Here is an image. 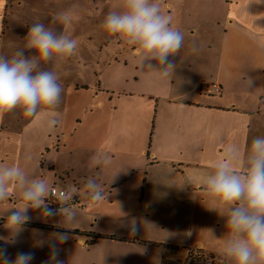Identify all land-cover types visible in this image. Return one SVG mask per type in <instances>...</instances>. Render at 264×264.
<instances>
[{
	"label": "crops",
	"instance_id": "obj_1",
	"mask_svg": "<svg viewBox=\"0 0 264 264\" xmlns=\"http://www.w3.org/2000/svg\"><path fill=\"white\" fill-rule=\"evenodd\" d=\"M119 2L0 0V53L11 55V34L24 39L29 26L43 20L79 39L77 54L64 61L87 68L90 36L98 35L96 26L90 34L89 23L101 25ZM159 2L184 34L183 47L171 57L170 78L141 68L135 49L118 41L107 57L97 59L98 92L89 89V80L73 84L61 78L66 88L54 131H47L46 118H25L21 111L15 124L9 112L0 117V162L19 164L30 153L42 156L39 177L48 178V167L55 182L58 178L79 190L66 204L75 212L73 221L46 217L39 209L37 218L25 224L38 233L68 234L58 245L63 264L85 259L86 264H183L190 252L207 264H227L220 255L225 220L207 208L202 183L227 145L243 151L254 137L264 136V0ZM61 11H71L70 24L55 21ZM83 22L86 28L73 26ZM118 55L138 60L131 76L126 71L120 76L122 68L113 64ZM106 73L114 77L112 86ZM116 80L132 83L119 89ZM211 84L221 92H209ZM93 157L102 162L93 165ZM89 178L104 188L106 199L92 201L81 188ZM61 190L53 189L47 202H58ZM16 195L3 207L16 206ZM133 220L135 234L129 227Z\"/></svg>",
	"mask_w": 264,
	"mask_h": 264
},
{
	"label": "clouds",
	"instance_id": "obj_2",
	"mask_svg": "<svg viewBox=\"0 0 264 264\" xmlns=\"http://www.w3.org/2000/svg\"><path fill=\"white\" fill-rule=\"evenodd\" d=\"M54 19L67 25L73 15L61 11ZM101 27L135 49L141 68L147 67L162 80L172 76L175 63L171 57L183 47L184 34L174 26L173 17L162 11L159 0H120ZM23 40V46L11 55L0 53V117L19 109L25 118H46L47 131L52 132L60 123L57 109L64 89L60 74L46 65L76 55L79 39L36 20ZM248 84L252 85L250 78ZM101 162L92 158L93 165ZM84 189L92 201L108 195L94 178L86 181ZM202 189L207 208L225 220L222 258L227 264H264V136L254 137L243 151L227 145L205 173ZM15 190H19V203L8 210L5 221L13 237L31 220L30 209H40L45 216L58 215L64 222L75 219V212L64 206L78 194L75 186L60 193L58 208L53 210L47 202L53 189L46 178L30 176L19 164L0 162V202L9 200ZM129 227L133 234L138 230L135 220ZM67 239L66 232L52 234L48 264H63L58 245ZM0 240L9 242L7 237ZM33 258V253L19 252L9 259L6 248H0V264H30Z\"/></svg>",
	"mask_w": 264,
	"mask_h": 264
},
{
	"label": "rangeland",
	"instance_id": "obj_3",
	"mask_svg": "<svg viewBox=\"0 0 264 264\" xmlns=\"http://www.w3.org/2000/svg\"><path fill=\"white\" fill-rule=\"evenodd\" d=\"M12 11L14 12L15 9V5L13 3L12 6ZM14 17V15H13ZM76 28L79 29H83L86 28L87 25H85V23L83 22V24L80 23H74L73 25ZM93 26H96L95 29L97 30V34L96 36L92 37L90 36V41H89V52H88V56L90 59V62L87 64V68H82V67H73V65H67L65 63V61H59L56 65V67L54 68V70L60 74L61 78L66 79V82H74L76 80H83V82L85 80H89L90 82V88H94L93 90L95 92H98L97 87H96V83H97V77L99 78V74H101L99 72L98 66H96V62L97 59H100L101 56L107 57L109 55V50H112L114 48H117V42L119 41L116 37L114 36H110L108 35L101 27V25H95L92 24V21H90L88 29H90V34H91V29ZM23 29V26H22ZM14 33L16 34L17 31ZM10 38H12L11 40V44L14 43L13 48L10 46L9 50L13 49L11 51V54L16 50L17 47H22L24 44V40L22 38H18L17 34L16 35H10ZM120 44L122 46V48H124L126 45H124L121 41ZM102 45V51L100 49V46ZM131 51V50H130ZM131 53V52H130ZM79 55V53H78ZM127 61V64L125 63ZM138 60H136V58L134 59H130V58H124V57H120V55H118L117 57H115L113 59V64H117V68H122L121 69V77H124V75L122 74V71H126L128 73V76H131L132 73L135 72L136 69V62ZM139 64V63H137ZM66 78H65V77ZM105 79L107 81V84H109L110 86H112L114 83V77L110 74V73H106L105 75ZM115 83L117 84L116 86L120 89L126 88L127 86L130 85V83H125L122 82V80L119 82L118 80L115 81ZM72 86V85H71ZM75 86V85H73ZM72 86V89L75 90V88ZM63 88H66V83L65 86ZM82 88V87H80ZM85 91V90H83ZM19 109L13 110L12 112H9L8 117L9 119L12 120V123L14 121V124L16 123V121H20L21 118V114H20ZM19 114V118L17 117V115ZM29 149V148H28ZM24 150V148H23ZM56 151V150H55ZM26 152V149H25ZM56 153V152H55ZM48 154L44 153V156H47ZM34 157L32 155V153H30L29 157L26 159H21V161L19 162V165L30 175V176H39V168L40 171H42V165L41 162H43V158L41 156V158L39 157ZM48 160V159H47ZM2 162H4V160H1ZM59 163V167H63L65 165V160L64 158H60L58 160ZM46 173L49 175L47 180L49 181V184L51 185L52 189H60L63 188L64 190H66L68 187H66L65 185H63L62 181L60 179L57 178V181H54V173L52 171H49L48 167H46ZM81 188L84 190V184H81ZM17 194V195H16ZM19 198V190H15L14 194H13V198ZM50 197V196H49ZM6 202V201H4ZM4 202H0V237H7L8 238V243H5L4 240H0V248H6L7 250V254L9 256V259H15V256L17 253L19 252H30L34 254V258L33 260L30 262V264H48L49 261V255H50V247L51 244L53 243L52 240V234L50 233H44V232H35V230L31 229V228H27L25 227V225L23 226V231L18 235L13 237L9 231V226L6 224V219H7V215H8V210L15 207L14 204H10L8 207H3V203ZM39 209L36 210H29V215L31 218H37V214H38ZM48 217V216H46ZM33 220V219H32ZM73 250L75 251V253H79L80 250L77 246H75V244H73ZM89 257V256H87ZM77 264H86L87 261L85 260H81L76 262Z\"/></svg>",
	"mask_w": 264,
	"mask_h": 264
},
{
	"label": "built area",
	"instance_id": "obj_4",
	"mask_svg": "<svg viewBox=\"0 0 264 264\" xmlns=\"http://www.w3.org/2000/svg\"><path fill=\"white\" fill-rule=\"evenodd\" d=\"M207 88H208V91L212 92V93L219 94L221 92V88L217 84H211V85L207 86ZM63 191H65V190H61L59 192V197H60V193L63 192ZM48 204H49V207L52 208L53 210L58 208V202L57 201L51 200ZM64 206L66 207V205H64ZM48 217L49 218H53L54 216H48Z\"/></svg>",
	"mask_w": 264,
	"mask_h": 264
},
{
	"label": "trees",
	"instance_id": "obj_5",
	"mask_svg": "<svg viewBox=\"0 0 264 264\" xmlns=\"http://www.w3.org/2000/svg\"><path fill=\"white\" fill-rule=\"evenodd\" d=\"M162 248H166L164 245H158ZM207 260L204 259L203 256H200V254L193 255L192 252H190L189 258L183 263V264H207Z\"/></svg>",
	"mask_w": 264,
	"mask_h": 264
}]
</instances>
